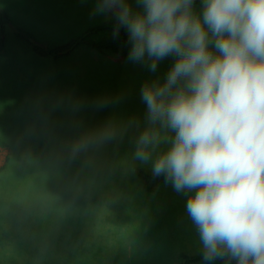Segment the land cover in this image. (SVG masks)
<instances>
[{
    "label": "rangeland",
    "instance_id": "rangeland-1",
    "mask_svg": "<svg viewBox=\"0 0 264 264\" xmlns=\"http://www.w3.org/2000/svg\"><path fill=\"white\" fill-rule=\"evenodd\" d=\"M96 7L97 0H0L12 23L0 51V141L16 146L9 162L13 148L0 145V264H173L179 252L203 249L186 210L194 192L178 193L170 182L148 191L135 174L153 173L170 147L161 143L147 163L134 155L150 127L142 86L162 84L176 57L153 72L128 59L131 43L124 57L81 44L55 60L33 53L13 30L48 49L114 15ZM192 10L202 20L201 6Z\"/></svg>",
    "mask_w": 264,
    "mask_h": 264
},
{
    "label": "clouds",
    "instance_id": "clouds-1",
    "mask_svg": "<svg viewBox=\"0 0 264 264\" xmlns=\"http://www.w3.org/2000/svg\"><path fill=\"white\" fill-rule=\"evenodd\" d=\"M136 3L143 13L128 0H97L95 9L114 13V34L126 29L130 61L154 72L176 57L162 84L142 86L150 127L135 158L147 163L170 145L153 175L194 192L186 210L205 261L264 264V0H202V20L194 0Z\"/></svg>",
    "mask_w": 264,
    "mask_h": 264
},
{
    "label": "trees",
    "instance_id": "trees-1",
    "mask_svg": "<svg viewBox=\"0 0 264 264\" xmlns=\"http://www.w3.org/2000/svg\"><path fill=\"white\" fill-rule=\"evenodd\" d=\"M194 3L201 6L203 9L202 2L200 0H194ZM11 20L7 13L0 8V51L4 50L6 44V34L7 27H11ZM116 27L115 15L99 22L98 24L87 27L79 36L69 40L60 45L53 47H48L46 49L38 41L35 40L33 35L29 32H25L20 28H14V32L17 37L21 40L28 43L31 47L33 53L40 57H52L53 59H61L63 57L69 56L75 49L81 44L88 45L94 51L100 54H112L114 56L124 57L127 55L130 48V41L128 39V34L126 29L120 27L118 35L114 34V29ZM107 31L109 35L101 40L96 41L90 37L93 34L99 32ZM1 146H10L13 148V158L12 155L8 157V161L13 160L15 153V145L10 142L0 141ZM12 150V149H11ZM9 166V163H7ZM8 166L4 167L5 170H8ZM3 169L0 168V172ZM135 174L143 181L144 187L148 191L154 190L157 186L165 182V177L163 175L154 176L153 173L148 170L140 167L135 168ZM5 226V219H3V214L0 211V240L3 238V228ZM173 264H237V261L231 259L227 256L224 258H217L212 261H205L203 259V249L200 251L189 254L186 252H179L175 259H173Z\"/></svg>",
    "mask_w": 264,
    "mask_h": 264
}]
</instances>
